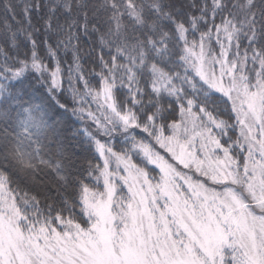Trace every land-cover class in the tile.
<instances>
[{
    "label": "snow or ice",
    "instance_id": "obj_1",
    "mask_svg": "<svg viewBox=\"0 0 264 264\" xmlns=\"http://www.w3.org/2000/svg\"><path fill=\"white\" fill-rule=\"evenodd\" d=\"M2 10L0 264H264V0Z\"/></svg>",
    "mask_w": 264,
    "mask_h": 264
},
{
    "label": "trees",
    "instance_id": "obj_2",
    "mask_svg": "<svg viewBox=\"0 0 264 264\" xmlns=\"http://www.w3.org/2000/svg\"><path fill=\"white\" fill-rule=\"evenodd\" d=\"M15 2H19V0H15ZM5 3V0H0V27L3 26V19H4V13H3V10H2V6L3 4ZM83 159H84V156L81 155V162H83Z\"/></svg>",
    "mask_w": 264,
    "mask_h": 264
}]
</instances>
